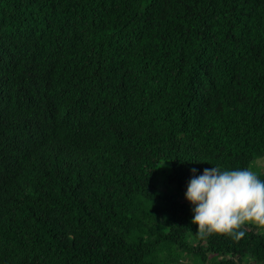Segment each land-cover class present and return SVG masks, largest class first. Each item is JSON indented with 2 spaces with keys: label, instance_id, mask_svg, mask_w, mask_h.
<instances>
[{
  "label": "trees",
  "instance_id": "trees-1",
  "mask_svg": "<svg viewBox=\"0 0 264 264\" xmlns=\"http://www.w3.org/2000/svg\"><path fill=\"white\" fill-rule=\"evenodd\" d=\"M261 157L264 0H0V264H264L184 196Z\"/></svg>",
  "mask_w": 264,
  "mask_h": 264
},
{
  "label": "clouds",
  "instance_id": "clouds-1",
  "mask_svg": "<svg viewBox=\"0 0 264 264\" xmlns=\"http://www.w3.org/2000/svg\"><path fill=\"white\" fill-rule=\"evenodd\" d=\"M187 182L185 198L191 204L192 221L204 233L244 236L242 225L264 226V179L251 167H205Z\"/></svg>",
  "mask_w": 264,
  "mask_h": 264
},
{
  "label": "rangeland",
  "instance_id": "rangeland-1",
  "mask_svg": "<svg viewBox=\"0 0 264 264\" xmlns=\"http://www.w3.org/2000/svg\"><path fill=\"white\" fill-rule=\"evenodd\" d=\"M252 169L254 171L264 170V157L258 158L253 162ZM194 260L192 256L183 258L182 264H193Z\"/></svg>",
  "mask_w": 264,
  "mask_h": 264
}]
</instances>
